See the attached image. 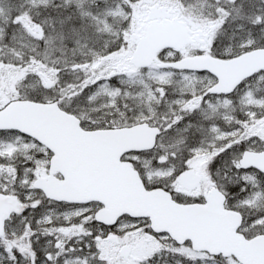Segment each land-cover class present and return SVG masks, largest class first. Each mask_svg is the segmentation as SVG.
Wrapping results in <instances>:
<instances>
[{"label":"snow or ice","instance_id":"6c2138e0","mask_svg":"<svg viewBox=\"0 0 264 264\" xmlns=\"http://www.w3.org/2000/svg\"><path fill=\"white\" fill-rule=\"evenodd\" d=\"M0 264H264V0H0Z\"/></svg>","mask_w":264,"mask_h":264}]
</instances>
